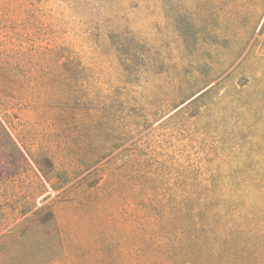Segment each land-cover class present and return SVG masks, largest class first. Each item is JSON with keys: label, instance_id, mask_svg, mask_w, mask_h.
Instances as JSON below:
<instances>
[{"label": "rangeland", "instance_id": "rangeland-1", "mask_svg": "<svg viewBox=\"0 0 264 264\" xmlns=\"http://www.w3.org/2000/svg\"><path fill=\"white\" fill-rule=\"evenodd\" d=\"M53 43L84 93L46 103L66 69L5 71L0 264H92L100 237L125 257L139 183L171 213L211 198L228 232L195 264H264V0H0V54Z\"/></svg>", "mask_w": 264, "mask_h": 264}, {"label": "trees", "instance_id": "trees-1", "mask_svg": "<svg viewBox=\"0 0 264 264\" xmlns=\"http://www.w3.org/2000/svg\"><path fill=\"white\" fill-rule=\"evenodd\" d=\"M63 63H59L61 60ZM0 82L1 90H5V81L7 74L5 71L10 67H15V73L18 78L32 83L35 72H31L32 67L51 69L64 68L67 71L63 75H56L57 79H61L62 83H58V91L61 93L57 98L55 93L52 97L46 99V103L52 100L54 104L61 103L65 106L67 100L78 94L79 90L84 93V67L79 60L65 47H61L55 43L48 46L34 45L28 49L19 46L11 51L0 54ZM25 71V72H21ZM37 72L43 73L40 69ZM81 81V84L78 82ZM33 86V85H32ZM32 86L24 85V90H30ZM35 88V87H34ZM33 88V89H34ZM4 111L12 109L11 102L4 104ZM33 150L35 148H32ZM34 153L36 151L34 150ZM57 160L55 156H44L39 160L45 161L49 165L53 174H59L54 162ZM63 175V174H62ZM65 175V174H64ZM148 182L150 178L147 179ZM69 179L64 178V183H68ZM52 190L58 189L59 186L52 184ZM154 189L144 187L141 183L134 186V197L130 200L131 214L129 223L131 229L127 232V251H125V264H195L202 253H207L211 249L206 246L208 240H216L223 238L228 230L221 229L218 233L210 230V222L213 220V214L208 211L211 204V198L204 196L196 200L194 208H187V199L180 201L175 209L171 211L164 210L159 204L157 194H153ZM192 200V199H190ZM33 216H37L34 213ZM32 216V217H33ZM44 220L47 222L52 220ZM121 229V228H118ZM220 240V239H219ZM122 241L104 242L99 239V245L91 248L93 253L91 258L92 264H123L124 254L121 251ZM114 248H118L116 251ZM75 251L80 250L78 246L74 247ZM89 247H83L80 251L84 258L91 250ZM64 264H72L73 261L67 258L64 252L62 257Z\"/></svg>", "mask_w": 264, "mask_h": 264}]
</instances>
